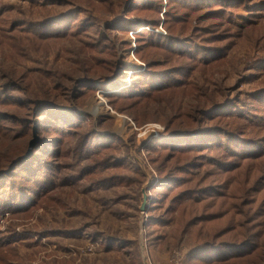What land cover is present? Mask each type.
<instances>
[{"label":"rangeland","instance_id":"rangeland-1","mask_svg":"<svg viewBox=\"0 0 264 264\" xmlns=\"http://www.w3.org/2000/svg\"><path fill=\"white\" fill-rule=\"evenodd\" d=\"M130 1L0 0V95L7 96H0V112L8 116L0 121V170L36 143L57 144L54 154L38 152L37 162L21 163L0 183V200L24 203L20 210L0 206V264H252L264 257V247L257 251L264 242V144L252 158L188 152L208 161L185 171L192 158L166 153L165 145L148 147L171 131L223 127L228 118L217 124L199 112L217 104L244 113L247 118L237 120L264 143V105L252 98L264 96V0L202 7L145 0L142 12L124 16L160 19L158 32L223 49L217 66L209 58L195 68L161 47L136 54L133 32L107 30ZM251 23L257 26L250 29ZM148 62L170 73L184 67L172 75L173 92L142 96L129 106L110 102ZM118 67H126L124 83L114 85ZM2 72L22 78L5 83ZM82 81L93 82L95 91L76 87ZM23 90L35 103L48 101L78 116V124L68 133L47 131L39 122L45 120L40 108L48 106L14 104L26 100ZM131 113L143 122L136 124ZM169 173L174 183L161 186ZM246 240L254 247L245 244L244 254L233 250L231 258L212 263L201 258L209 244L230 248L229 242L237 247Z\"/></svg>","mask_w":264,"mask_h":264},{"label":"trees","instance_id":"trees-1","mask_svg":"<svg viewBox=\"0 0 264 264\" xmlns=\"http://www.w3.org/2000/svg\"><path fill=\"white\" fill-rule=\"evenodd\" d=\"M61 4H64L65 2H72V0H59ZM145 0H131L127 6L126 10L124 11L123 17L119 19V21L114 26H110L107 30L108 31H123V32H133L135 34V39L138 43L136 45L137 51L136 54H140L141 50H145L147 48H155V47H161L168 52H172L171 54L175 56L174 58H177L178 56H183V59L186 62V65H188L191 68H195L196 64L207 63L209 62V58H212L213 65L217 66L225 57L224 51L221 48L217 47H208L203 45H198L193 39L190 37H179L173 34H167V33H161L156 30L157 26L160 24V19H144V18H135V20H131V18L124 17L127 15V13L130 12H142L143 9H145L147 6L143 4ZM228 1L227 0H190L188 2L183 3L184 6H206L209 3H216L219 5H224ZM264 3V2H262ZM182 5V3H179ZM187 4V5H186ZM158 6H161L159 4ZM189 7V6H188ZM194 9L193 7H191ZM158 8L156 9V11ZM153 11V10H152ZM113 15V12L111 13ZM93 16H89L88 19H85L87 21L92 20ZM173 19V18H172ZM166 20V19H165ZM257 26V23H251L248 25L250 29H253ZM240 29H245V27H238ZM139 29V31H138ZM125 33V34H126ZM187 38V39H185ZM142 40V41H139ZM200 50L202 52V56L207 54L206 58L198 57V54H196V51ZM170 53H168V56L170 57ZM140 59L144 62L149 61V57H143L140 55ZM191 64V65H189ZM154 63L148 62L145 64L144 72L140 73V76L137 78H134L132 80V85L130 87H126L124 89H121L118 92H115L114 94L110 95V99L112 100L110 102H114L115 100H122L124 105L129 106L134 104L135 102H138L141 100L142 96L148 97V96H154L158 93H167V92H173L172 88L170 87V81L173 80L172 75L173 74H182L184 72V67L181 71H178L177 73H170L171 71H158L154 67ZM256 66V65H255ZM257 65L256 68H261ZM107 70V69H105ZM126 71V67H118L117 73L111 78V82L114 85H120L121 83H124L123 80H121L122 75H124ZM2 75L5 77L6 82L12 81L16 82L22 78V76L18 73H5L2 72ZM110 75L109 77H111ZM100 77L97 80H105L107 78ZM93 83V82H90ZM90 83H84V81L78 83L80 85L76 87H84L87 90L95 91V85H91ZM83 85V86H82ZM8 86V85H6ZM146 88L153 90L152 93H145ZM2 89V88H0ZM187 89L184 90L186 92ZM79 92V91H78ZM144 92V93H142ZM154 94V95H153ZM6 95V92L1 93L0 96L4 97ZM30 93L26 90L22 91L21 98H26L25 101H22V99H15V105L22 106V108H27L29 110L30 106L33 105H46L49 108L42 107L40 108L43 112L42 116L45 117V120L40 121V125H42L43 128H46L49 132H55V133H68L70 132L67 128H75V125L78 123H75L78 121V116L73 117L71 114H66L61 111L55 110L53 107L56 108L55 105L51 104L48 101H43L42 103H35L30 99ZM257 96V95H256ZM7 97V96H5ZM116 98V99H115ZM255 101L262 103L264 105V96H258V97H252ZM50 104V105H48ZM172 105V104H168ZM231 104H217L210 108H207V110H199L200 114L206 118H211L216 120L217 124H221L225 118L227 120V124H225L223 127L218 126L214 127L213 129H209L210 127L204 126L202 129L198 131H171L169 133L164 134L165 139H156L151 140L148 144V147H151L153 144L156 146L165 145V152L169 154L174 155H180V156H188L184 159H190L192 158L193 161L190 163V165H187L183 167L184 171L200 166V164H203L207 162L208 160L206 157H202L203 155H196V156H190V155H184L190 153H198V152H225L230 155H238L239 153H243L242 156H246L247 158H252L258 156L261 151L263 150V142H258V139H255L256 137H251L248 135V132L246 131V123L240 122L237 120L238 117H241L244 115L242 112L236 111V109H233ZM51 108V109H50ZM237 112V113H234ZM218 112H222L219 114ZM227 112V113H226ZM134 122L136 124L140 125L143 120L138 119L137 116L133 115ZM8 117L6 113L0 112V121L1 119L5 120L4 118ZM242 118H247L246 116H243ZM17 121V119H14V122ZM167 124V123H166ZM251 137V138H249ZM52 145L53 149L51 150L49 146ZM46 147H44V143H36L32 151L26 156L22 157L18 156L15 159H13L5 168L0 170V183L3 181V178L6 177L12 170H17L18 166L21 165V163L28 161L32 158L37 162L36 154H42L40 157L43 156H49L54 154V149L57 147V144L55 142L48 143ZM40 152V153H38ZM204 154V153H202ZM24 155V154H23ZM33 155V156H32ZM178 155V156H179ZM32 156V157H31ZM176 156V157H178ZM197 160H199L197 162ZM213 164L216 166L218 165H226L224 169L231 168V164H223L224 162L220 161H213ZM5 164V163H4ZM3 164V165H4ZM39 166V164L37 165ZM2 167V166H1ZM20 168V167H19ZM25 170H29L28 167H24ZM162 179L166 182L165 184L161 186H165L168 183L169 187L170 183H174V176L172 173H169V175H165V177H162ZM0 187H4L3 185H0ZM248 190V189H246ZM210 190H203L201 194L208 193ZM247 193V191H245ZM2 202V207L5 208H12L13 206H19V209L23 207V204L20 206L21 202L15 201L13 198L9 197L6 199L0 200ZM243 245L234 247L236 243H228L227 245L230 246V248H224L221 246H216V244H209L211 248L203 247L202 250H205V253L207 254L205 257H201L204 262L212 263L217 262L222 259H229L232 257V252L235 250L236 256L240 254H244L243 252H240L242 248H245L244 246H247L245 244H250L254 247V243L251 240H246ZM215 246V247H213ZM264 247V242L262 245L258 248V252L262 250ZM197 256V255H196ZM235 257V256H234ZM199 259V258H197ZM208 259H212L208 261ZM252 264H264V257Z\"/></svg>","mask_w":264,"mask_h":264},{"label":"water","instance_id":"water-1","mask_svg":"<svg viewBox=\"0 0 264 264\" xmlns=\"http://www.w3.org/2000/svg\"><path fill=\"white\" fill-rule=\"evenodd\" d=\"M105 84H108V81H107ZM31 145H32V144H31ZM143 207H144V205H143ZM143 207H142V208H143Z\"/></svg>","mask_w":264,"mask_h":264}]
</instances>
